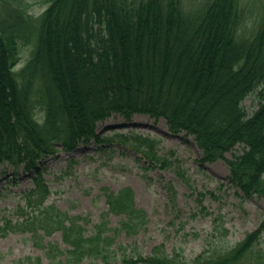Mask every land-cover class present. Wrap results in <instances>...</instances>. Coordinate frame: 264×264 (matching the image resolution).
Wrapping results in <instances>:
<instances>
[{
    "label": "trees",
    "instance_id": "16d2710c",
    "mask_svg": "<svg viewBox=\"0 0 264 264\" xmlns=\"http://www.w3.org/2000/svg\"><path fill=\"white\" fill-rule=\"evenodd\" d=\"M30 1L0 0V164L23 166L34 182L0 232H30L47 264H264V218L230 250L193 260L161 245L147 255L117 247V235L134 236L149 221L133 189L106 192L105 213L121 217L118 227L102 220L86 232L78 217L46 203L42 163L99 140L97 123L114 114H147L193 136L201 165L227 160L229 182L243 197L264 198V4L43 0L48 6L35 16ZM27 45L30 57L17 69ZM252 94L259 101L250 112L244 101ZM140 151L151 165L174 163ZM56 232L64 248L45 240Z\"/></svg>",
    "mask_w": 264,
    "mask_h": 264
},
{
    "label": "rangeland",
    "instance_id": "374dc122",
    "mask_svg": "<svg viewBox=\"0 0 264 264\" xmlns=\"http://www.w3.org/2000/svg\"><path fill=\"white\" fill-rule=\"evenodd\" d=\"M30 2L29 12L35 16L48 6L43 0ZM248 3H256V10L264 0ZM31 51L32 45L21 47L17 69L27 63ZM258 101L252 94L244 105L252 112ZM96 132L99 140L82 142L71 151L59 150L42 161L50 189L46 203L78 217L86 232L102 220L107 227L119 226L120 216L105 213L106 192L125 186L133 189L137 206L146 211L149 220L134 236L117 235V247L122 245L128 251L147 255L161 245L167 253L180 254L186 260L201 253L218 255L237 245L264 218V198L243 197L229 182L227 160L201 165L193 136L171 132L165 119L135 114L127 120L114 114L98 122ZM120 135L127 137L126 143ZM151 148L174 163L151 165L140 151ZM234 152L226 158H232ZM33 186L31 173L23 166L15 169L8 162L0 164V225L6 214L15 217L13 212L25 202L24 192ZM45 240H57L65 247L59 232ZM27 257H33L32 264H38V257L42 264L48 262L44 248L34 243L30 232H0V264H27L21 262Z\"/></svg>",
    "mask_w": 264,
    "mask_h": 264
}]
</instances>
